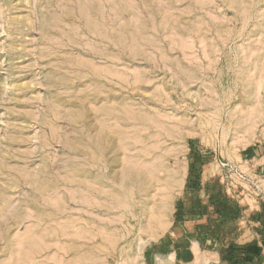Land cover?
<instances>
[{
    "label": "rangeland",
    "instance_id": "rangeland-1",
    "mask_svg": "<svg viewBox=\"0 0 264 264\" xmlns=\"http://www.w3.org/2000/svg\"><path fill=\"white\" fill-rule=\"evenodd\" d=\"M0 264H264V0H0Z\"/></svg>",
    "mask_w": 264,
    "mask_h": 264
}]
</instances>
